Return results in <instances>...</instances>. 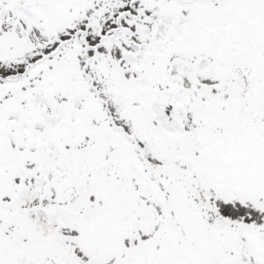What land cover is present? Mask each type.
<instances>
[{"label": "snow or ice", "instance_id": "snow-or-ice-1", "mask_svg": "<svg viewBox=\"0 0 264 264\" xmlns=\"http://www.w3.org/2000/svg\"><path fill=\"white\" fill-rule=\"evenodd\" d=\"M0 264H264V0H0Z\"/></svg>", "mask_w": 264, "mask_h": 264}]
</instances>
